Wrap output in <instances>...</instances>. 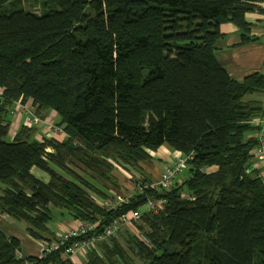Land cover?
<instances>
[{
	"label": "trees",
	"instance_id": "trees-1",
	"mask_svg": "<svg viewBox=\"0 0 264 264\" xmlns=\"http://www.w3.org/2000/svg\"><path fill=\"white\" fill-rule=\"evenodd\" d=\"M262 4L0 0V213L48 241L56 238L48 225L54 209L76 223L98 221L75 241L138 209L137 233L97 242L83 264H129V253L141 264H264V177L250 166L263 105L246 99L264 95V73L236 79L214 53L223 23L237 27L240 43L254 39L245 14L264 12ZM27 100L61 139H38L37 125L11 134L13 106ZM162 146L187 157L171 188L111 203L122 195L120 166L132 173ZM142 178L136 183L151 182ZM149 199L162 208L142 209ZM63 247L17 256L20 239L0 229V264H75Z\"/></svg>",
	"mask_w": 264,
	"mask_h": 264
},
{
	"label": "crops",
	"instance_id": "crops-1",
	"mask_svg": "<svg viewBox=\"0 0 264 264\" xmlns=\"http://www.w3.org/2000/svg\"><path fill=\"white\" fill-rule=\"evenodd\" d=\"M262 7L264 8V4H262ZM245 19L250 23V32L249 36L253 37L254 39H250L245 43H240L241 37L240 32L238 31L237 27L231 23L226 22L221 24L220 26V32L222 33V37H220L216 42V49H215V56L217 60L223 65V67L228 71V73L236 78L241 79L245 75L253 72V71H261L264 73V12H258V11H252L247 12L245 14ZM1 93V89H0ZM262 95L252 94L247 95L246 99L252 100V99H261ZM30 104L31 102L29 100L26 101V105ZM26 105L24 107V111L16 110V113L11 116V124L17 123L19 124L24 123V118L29 113V111L26 109ZM23 107V105H20ZM18 107V106H17ZM30 114H34V111ZM43 123V124H42ZM38 127L40 125L41 128L39 130L42 134H45L48 137L53 138H60L62 136H59L57 134H48L46 133L45 124L42 121H39L37 124ZM256 130L252 131V137L256 136ZM38 134H35L37 136ZM39 139V138H38ZM163 152H166V149L164 146L160 147L157 151H149L150 155L152 157L160 158L159 155H161ZM168 163V161H167ZM166 163V164H167ZM260 169L261 175L264 177V166L256 165ZM31 171L33 172V167L31 168ZM124 177V176H123ZM111 191V190H109ZM12 222V224H10ZM58 222V221H57ZM56 222L54 229L61 227ZM62 226L74 224L76 223L72 219L70 221H62ZM26 231V225L24 226ZM0 229L8 235L16 236L20 239L21 242V250L18 252L20 255H36L38 253V239L33 238L30 236L27 232V236H23L24 233H20L19 229L14 224L12 217L0 213ZM54 233V231L52 230ZM84 256L82 254H77L73 260H77V257ZM84 259V257H82ZM76 264V263H75Z\"/></svg>",
	"mask_w": 264,
	"mask_h": 264
},
{
	"label": "built area",
	"instance_id": "built-area-1",
	"mask_svg": "<svg viewBox=\"0 0 264 264\" xmlns=\"http://www.w3.org/2000/svg\"><path fill=\"white\" fill-rule=\"evenodd\" d=\"M262 105H263V113L256 117L253 121L257 124V133L256 139L258 141L257 145L253 149L254 155V162L250 165L252 168L253 166L260 165L264 166V95L262 97ZM38 121L36 116L31 115L28 113L24 119V123L30 125L32 123H36ZM56 131V129H54ZM187 158V157H186ZM186 158L181 155H177L174 157L172 162L164 167L161 171L160 176L157 180H153L148 183H136L133 185V191H137L138 193L143 192L147 189H164L168 190L171 188L173 180L175 179L176 175L185 168V161ZM250 169H246V172H249ZM137 185V186H136ZM133 194H125L122 195L115 194V201L111 202L115 206L121 204L122 202L127 203L129 198ZM163 206V201H152L148 200L147 203L144 204L145 209L152 210L157 212ZM140 217V212L137 210H129L124 214H121L109 221V223L103 227V229L96 233L92 234L90 237L82 240H75L72 239L82 237L89 231H94L97 227L98 221L93 223H74L72 225L61 226V231L58 235H56L55 239L50 241L48 240H39L38 241V256L43 257L49 253L54 252L62 248L63 246V254L74 258L77 254L84 255L85 252L89 249H92L96 246L97 242L107 239L113 235H115L121 227L128 226L129 224H133V222H137ZM68 240V241H67ZM71 242L70 244H67ZM65 243L67 245H65ZM18 256H20L18 254Z\"/></svg>",
	"mask_w": 264,
	"mask_h": 264
},
{
	"label": "rangeland",
	"instance_id": "rangeland-1",
	"mask_svg": "<svg viewBox=\"0 0 264 264\" xmlns=\"http://www.w3.org/2000/svg\"><path fill=\"white\" fill-rule=\"evenodd\" d=\"M17 106L16 107H15V105L13 106V109H12L13 112L11 113L12 115H14L16 113V110L24 111V107H21L19 105H17ZM26 109L31 113L33 112V107H31L30 104L26 105ZM52 114H53V112H52ZM54 119H56V116H54L52 119L53 123H55ZM50 123H51L50 119L45 120L44 121L45 128L47 127V124H50ZM15 125H17V123L10 125L11 130L14 131L16 129L17 126H15ZM41 126L42 125H40L39 127L41 128ZM56 130H58V129H56ZM58 131H59V133L57 135H59V136L64 135V133H62L63 132L62 130H58ZM46 133H48V134L52 133V127L46 129ZM11 134H12V132H11ZM42 135L43 134L41 132H39L37 136H38V138H40ZM164 147L166 149V152H163L161 155H159L160 158L151 156V158L143 160L142 162L139 163L140 169L132 171V173L130 170H125L120 166L119 171H118L120 179L117 178V183H118V188H119L120 193L133 194L134 191H133L132 183L135 184L136 182H144L145 180L142 177L147 178L148 180H146V181H149V180L153 181V180H157L159 178L160 173H161L162 169L164 168V166L166 165L167 161H168V163H171L172 160L174 159L175 155H176V151H173L166 146H164ZM54 168L56 170L60 171V169H58L56 167H54ZM31 173L43 181H48V179H49L48 173L45 172L44 170L36 167V166H33V172L31 171ZM186 175H187V172H186V170H184L178 176V178H183ZM140 176H142V177H140ZM92 180H94L96 183L101 185L100 181H98L97 179H92ZM106 184L108 186L116 187L115 183H111V182L106 181ZM0 185H1V183H0ZM118 188H117V190H118ZM107 190L109 192V190H114V189L110 188ZM142 209H145V207L143 206ZM12 220H13L14 224L16 225V227L19 229V232L24 233L23 236L26 237L27 234L25 233L26 231L24 228L25 222L23 220H17L15 218H12ZM70 220H71V217L69 216V213L66 211V209H64V208L54 209L53 210V218L50 220L48 225L54 231L55 235H58L61 230L59 229V227L54 229L56 222L58 221L57 223L61 227L62 223H63L62 221H70ZM137 222H139V220H137ZM10 224H12V222H10ZM69 225H72V224L69 223ZM65 226H67V225H65ZM125 231L137 233V230L133 227V224H129L128 226L121 227V229L115 234L116 238L119 241H121V243L124 242L123 241V235H124ZM82 257L83 256L77 257V260H74V262L76 264H83L84 261H83ZM128 257H129L128 258L129 264H141V261L136 256H134L133 254L129 253ZM117 264H124V263L119 262Z\"/></svg>",
	"mask_w": 264,
	"mask_h": 264
},
{
	"label": "clouds",
	"instance_id": "clouds-1",
	"mask_svg": "<svg viewBox=\"0 0 264 264\" xmlns=\"http://www.w3.org/2000/svg\"><path fill=\"white\" fill-rule=\"evenodd\" d=\"M17 105H18V102L16 103L15 107H16ZM19 106H20V105H19ZM23 107H25V105H23ZM12 112H13V110H12ZM12 112H11V113H12ZM29 113H30V112H29ZM32 115H33V116H36L37 119H38V121H37L36 123H32V124H30V125H28V126L35 125V124H37V123L39 122V118H38V116L35 115V113L32 114ZM11 116H13V115L11 114ZM24 119H25V118H24ZM23 124H25V123H23ZM10 125H12L11 122H10ZM26 125H27V124H26ZM17 127H18V126H17ZM17 127H16V129H17ZM16 129H15V130H16ZM54 129H57V128H54ZM54 129L52 130V133H51V134H58L59 131H58V130L55 131ZM10 130H11V126H10ZM15 130H14V131H15ZM14 131L11 130L12 133H13ZM164 167H165V166H164ZM163 169H164V168H163ZM163 169H162V170H163ZM132 186H133V183H132ZM97 225H98V224H97ZM113 236H115V235H113ZM113 236H111V237H113ZM109 238H110V237H109ZM86 253H87V251L85 252V254H86ZM85 254H84V255H85ZM19 255H20V254H19ZM17 256H18V253H17Z\"/></svg>",
	"mask_w": 264,
	"mask_h": 264
}]
</instances>
